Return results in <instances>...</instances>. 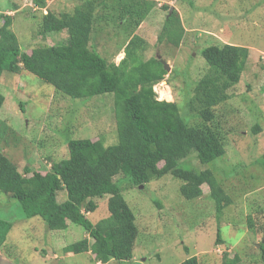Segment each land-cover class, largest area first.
<instances>
[{"label": "rangeland", "instance_id": "obj_1", "mask_svg": "<svg viewBox=\"0 0 264 264\" xmlns=\"http://www.w3.org/2000/svg\"><path fill=\"white\" fill-rule=\"evenodd\" d=\"M152 1L155 8L135 34L148 43L145 60L159 57L170 67L154 88L158 100L175 102L190 126L201 123L190 113L188 102L209 69L202 51L225 44L249 48L239 84L228 91L229 100L215 108L216 118L209 123L226 154L208 165L201 164L195 154L179 161L182 168L212 172L231 204L219 217L207 184L202 186V196L187 200L180 192L184 182L170 174L136 188L125 179L118 185L136 217L134 258L108 264H182L192 257L199 264H264V0ZM80 2L48 0L41 8L34 0H0V11L19 6L17 13L10 12L15 14L12 29L22 50L30 51L41 44H64L66 32L40 35L42 18L50 12L70 13ZM171 9L177 11L185 29L178 47L158 41ZM93 37L91 46L108 62L118 65L125 57L128 39L120 30L105 29ZM0 92L6 98L0 111V149L22 174L26 168L46 174L52 162L68 157L70 140L118 144L112 95L71 99L25 70L17 75L5 73ZM256 127L259 133L254 132ZM64 197L65 191L59 200ZM108 198L94 199L97 211L86 213L94 224L109 217ZM249 217L254 230L248 228ZM0 218L13 225L1 249L0 264H101L91 252L65 253L66 247L87 238L82 227L69 223L66 230L50 231L41 218H25L19 203L1 192Z\"/></svg>", "mask_w": 264, "mask_h": 264}, {"label": "trees", "instance_id": "obj_2", "mask_svg": "<svg viewBox=\"0 0 264 264\" xmlns=\"http://www.w3.org/2000/svg\"><path fill=\"white\" fill-rule=\"evenodd\" d=\"M47 1L34 0L41 8ZM108 1L81 0L70 13H47L40 35L66 32L68 38L62 45L41 44L30 51L22 50L12 29L15 14L10 12L17 13L19 6L12 4L11 10L0 11V84L5 73L17 75L25 70L71 99L114 98L116 145L106 146L99 139L70 140L68 157L52 162L46 174L31 168L22 174L0 149V192L19 203L25 218H41L50 231L66 230L69 223L82 227L87 238L66 247L65 253L91 252L101 264L126 263L134 258L136 217L118 183L128 180L136 188L170 174L184 182L180 192L187 200L202 196V186L207 184L219 217L231 204L212 172L188 170L180 167L179 161L195 154L201 164L208 165L226 154L209 123L216 118L215 108L229 100L228 91L239 84L250 52L247 47L230 44L211 45L202 51L209 69L188 102L190 113L201 123L190 126L175 102L158 100L154 88L168 72L159 57L144 59L148 43L135 34L155 2L110 0L106 4ZM105 29L120 30L128 39L125 57L118 65L91 46L93 36ZM184 34L177 11H169L158 41L178 47ZM5 102L0 92V111ZM21 107L24 112V105ZM254 132L259 133L260 128ZM262 161L264 165V155ZM119 177L123 181L117 182ZM63 191L67 198L60 201ZM107 196L109 217L94 224L86 213L97 211L94 199ZM12 226L0 218V252ZM248 228L254 230L251 217ZM217 237L222 244L220 232ZM261 250L264 263V245ZM182 264L199 263L192 257Z\"/></svg>", "mask_w": 264, "mask_h": 264}, {"label": "water", "instance_id": "obj_3", "mask_svg": "<svg viewBox=\"0 0 264 264\" xmlns=\"http://www.w3.org/2000/svg\"><path fill=\"white\" fill-rule=\"evenodd\" d=\"M172 11V10H171ZM163 62V61H162ZM163 64H164V66H165V69L167 70V71H169L170 70V67L168 66V64L167 63H165V62H163ZM141 187H143V186H141Z\"/></svg>", "mask_w": 264, "mask_h": 264}, {"label": "clouds", "instance_id": "obj_4", "mask_svg": "<svg viewBox=\"0 0 264 264\" xmlns=\"http://www.w3.org/2000/svg\"><path fill=\"white\" fill-rule=\"evenodd\" d=\"M172 10V9H171Z\"/></svg>", "mask_w": 264, "mask_h": 264}]
</instances>
